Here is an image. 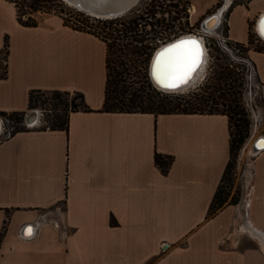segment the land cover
I'll use <instances>...</instances> for the list:
<instances>
[{
	"label": "crops",
	"instance_id": "obj_1",
	"mask_svg": "<svg viewBox=\"0 0 264 264\" xmlns=\"http://www.w3.org/2000/svg\"><path fill=\"white\" fill-rule=\"evenodd\" d=\"M228 3L230 38L247 43L264 0ZM6 35L0 113L27 111L32 90L81 92L92 111L0 142V264H264V150L242 154L239 203L208 216L230 160L227 116L103 111V40L60 22L22 26L0 0V53ZM251 55L264 101V52ZM156 153L173 156L167 174Z\"/></svg>",
	"mask_w": 264,
	"mask_h": 264
},
{
	"label": "trees",
	"instance_id": "obj_2",
	"mask_svg": "<svg viewBox=\"0 0 264 264\" xmlns=\"http://www.w3.org/2000/svg\"><path fill=\"white\" fill-rule=\"evenodd\" d=\"M6 1L15 7L17 20L25 27H37L40 22L37 17L38 14H50L53 11H57L56 7L64 4L62 0ZM180 6L178 1L175 2V0H150V2L144 4L143 9H133L120 17L112 19L94 18V21L102 23L104 28L96 26V28L93 29V27L89 26L85 21H81L79 24L76 23L74 26H69L65 23L64 25L74 30L93 34L103 40L107 45V79L103 111L151 113L155 116L166 114H222L227 116L231 134L230 160L223 174L222 183L223 179L233 170L238 151L250 134L251 120L247 116L241 101L231 100V102H229V99H224L229 103L223 104V107H226V109L220 111L217 106L222 104L217 102L216 99L222 98V95L224 98V94L227 93L223 91L220 92L221 89H218V85L214 87L213 92H204V94H201L195 90L184 94L179 91H156L143 85L137 86L138 83L133 79V71L136 70L135 64L138 62V57L144 55L146 58L149 57L151 52L158 46V41L164 42L166 39H169L171 35L176 36L179 32L184 31L183 28H179L176 24V20L182 12ZM157 13H160L162 16L156 18ZM77 14L82 15L83 13L78 12ZM165 15L167 16L165 17ZM236 45L243 49L249 47L239 42H236ZM249 45H252L251 37L249 38ZM116 49H118L120 53L130 54V63H122L121 68H117V66L111 67L109 64L110 53ZM2 50L5 51L7 56L9 51L7 35L4 37ZM255 50L264 52L257 48ZM220 74L222 78H219V80L225 83L234 78L232 70L228 67H221ZM5 76L6 73L4 71L1 77L4 78ZM42 91L43 90H32L30 92L28 109L34 108V105L40 100V97L37 95L42 93ZM216 92H219V94L217 95ZM50 93L53 96L52 99L56 100L57 105L63 106L65 115L61 116L55 114L54 120L50 125L40 127L42 129L68 130L71 113L77 111H92L86 104L85 97L81 92H73L74 101H71V103L63 101L62 99L64 95H70L71 91L51 90ZM77 100L79 102H76ZM263 105L264 101L262 100V107ZM26 113L27 111L0 113L5 119L11 122L15 121L17 124L22 125V128H17L16 125L13 124L15 130L12 135L27 130L24 124ZM238 115H240L239 118H237ZM173 159V156L170 155L155 154V163L164 174L168 173ZM224 202L225 200L224 197L221 196L219 185L209 207L208 216L215 215L217 211L222 208ZM6 222L7 221H5L1 230L0 240L6 231Z\"/></svg>",
	"mask_w": 264,
	"mask_h": 264
},
{
	"label": "rangeland",
	"instance_id": "obj_3",
	"mask_svg": "<svg viewBox=\"0 0 264 264\" xmlns=\"http://www.w3.org/2000/svg\"><path fill=\"white\" fill-rule=\"evenodd\" d=\"M177 1L179 5H181L180 8H182V12L178 16L176 24L179 28H183L184 31L179 32L176 36L171 35V37L166 39L164 42L158 41V46L151 52L149 57L146 58L145 55L138 57V62L135 64L136 70L133 71V79L138 83L137 86L143 85L159 91V89L153 84L149 73V65L156 50L162 46V44H166L170 42V40L172 41L173 38L180 37L185 34L194 33L203 38L208 51V58L204 68L203 77L196 84L179 92L187 94L196 90L201 94H204V92H213L214 87L218 85V89H221L220 92L223 91L224 93H227H222L225 95L224 98L222 95V98L216 99L217 102L222 104L217 106L220 111L225 110L226 107H223V104H228L231 100L241 101L244 106L246 114L251 120L250 134L241 149L238 151L233 170L220 184L221 196L224 197L225 200L223 206L226 204H238L244 193V188L240 183L238 175L240 167L244 166L242 154L244 153L247 144L251 145V143L259 137L258 135L264 132L262 84L257 77L254 61L251 55L252 51H256V48L264 51V41L260 38L261 36L257 34L255 29L257 16L248 20V42L244 44L249 47L243 49L236 45V42L239 41H235L230 38L229 21L233 8H230L227 12H225L219 27L214 31L209 32L210 30L207 31L202 28L203 20L210 14L216 12L218 8L223 5V0H220L217 4L210 8H204L201 0H175V2ZM148 2H150V0H140V2L133 9H143L144 4ZM56 9L57 11H53L50 14H38L37 17L39 18V23L60 22L63 25L65 23L69 26H74L76 23L79 24L81 21H85L89 26H92L93 29L96 28V26L104 28L102 23L94 21V17L88 15L84 11L78 10L65 1L62 6H58ZM2 10L4 12V22H10L12 20V8L6 5ZM78 12L83 14L78 15ZM161 16L162 15L160 13H157L156 18H160ZM166 16L167 15H165V17ZM234 23L237 33H242L243 20H240V17L238 16L235 18ZM250 37L252 38L251 46L249 45ZM5 58L6 53L2 50L0 53L2 70H4ZM122 63H130V54L120 53L118 49L113 50L109 57L110 66H117V68H121ZM221 67H228L231 69L235 79L233 78L234 80H228L227 83L220 81L219 78H222V75L220 74ZM216 94L218 95L219 92H216ZM37 96L40 97V100L34 105V108L27 110L24 124H26L28 119L35 116V110H38L39 112L41 123L34 128L50 125V123L54 120L55 114H59L61 116L65 115L63 106L57 105L56 100L52 99L53 96L50 91H42V93ZM62 99L63 101L71 103V101H74V93L71 92L68 96L64 95ZM224 99H229L230 101L226 102ZM76 102L79 101L77 100ZM2 117L4 118V116ZM239 117L240 115L237 116V118ZM4 120L6 121L5 118ZM13 124H15L17 128H22V125L17 124L15 121L5 122L6 128L8 129ZM7 135V131L5 130V132L1 135V138L5 139L7 138ZM243 156L245 155L243 154Z\"/></svg>",
	"mask_w": 264,
	"mask_h": 264
},
{
	"label": "snow or ice",
	"instance_id": "obj_4",
	"mask_svg": "<svg viewBox=\"0 0 264 264\" xmlns=\"http://www.w3.org/2000/svg\"><path fill=\"white\" fill-rule=\"evenodd\" d=\"M261 35H264V29H261ZM202 55L196 40L178 41L154 58L153 79L165 89H176L192 78L202 62Z\"/></svg>",
	"mask_w": 264,
	"mask_h": 264
},
{
	"label": "water",
	"instance_id": "obj_5",
	"mask_svg": "<svg viewBox=\"0 0 264 264\" xmlns=\"http://www.w3.org/2000/svg\"><path fill=\"white\" fill-rule=\"evenodd\" d=\"M70 5L74 6L80 11L86 12L88 15L97 18V19H112L116 17H120L126 13H128L130 10H132L139 2L140 0H63ZM217 14H212L210 17H206L203 22H202V28L204 30H209L210 29V24L213 22V20H216ZM219 23L217 22L214 27H212L210 30L217 28ZM188 40H196L200 48L202 50V60L204 56V48L201 47L202 42L195 38V37H190L187 38ZM176 43V42H175ZM166 47H168L166 45ZM202 63V62H201ZM201 65V64H200ZM200 67V66H199ZM194 75V73H193ZM192 75V76H193ZM189 82V81H188ZM188 82L186 84H188ZM186 84L181 85L180 87L176 89H165L169 91H178L182 86H185ZM33 118H37V114L35 112V116L28 119L27 121H31ZM264 139V136H261L256 140V142L252 146V153L257 154L261 151L264 150V147H260L259 143Z\"/></svg>",
	"mask_w": 264,
	"mask_h": 264
},
{
	"label": "bare ground",
	"instance_id": "obj_6",
	"mask_svg": "<svg viewBox=\"0 0 264 264\" xmlns=\"http://www.w3.org/2000/svg\"><path fill=\"white\" fill-rule=\"evenodd\" d=\"M227 2L226 3H223V5L221 6V7H219L218 8V10L216 11V12H214L215 14H217V17H216V20H213V22H211V24H210V29L212 28V27H214V25L218 22L219 23V25H220V23H221V21H222V18H223V15L225 14V12H227L228 10H229V7H228V0H226ZM214 13H212V14H214ZM212 14H210L209 16H207V18L208 17H210ZM219 25H218V27H219ZM217 27V28H218ZM217 28H215V29H217ZM209 29V30H210ZM215 29H212V30H207V31H209V32H212V31H214ZM255 29H256V32H257V34L259 35V36H261L260 38L264 41V35H261V29H264V10H262V12L257 16V18H256V23H255ZM190 37H195V38H198L199 40H202L203 42H204V40H203V38L201 37V36H198V35H196V34H185V35H182V36H180V37H177V38H175V39H173L172 41H170V42H168V43H166V44H162V46H160L157 50H156V52H155V54L153 55V57H152V60H151V63H150V65H149V73H150V77L152 78V80H153V82L157 85V86H159L161 89H163L159 84H157V82L153 79V76H152V65H153V61H154V58L156 57V55L161 51V50H163L164 48H166V45L167 46H170V45H172V44H174L175 42H178V41H181V40H188L187 38H190ZM190 40V39H189ZM201 47H203L204 48V56H203V60H202V63H201V65H200V67L197 69V71L194 73V75L192 76V78L189 80V82H188V84H186L185 86H182L178 91H182V90H185V89H187V88H189V87H191L192 85H194V84H196L202 77H203V74H204V68H205V66H206V63H207V58H208V51H207V48H206V45H205V43H204V45L203 46H201ZM163 90H165V89H163ZM165 91H169V90H165ZM177 92V91H176ZM35 120V118H33L31 121H29V123H31V122H33ZM34 124H36L35 122H34ZM2 123H1V117H0V130L2 129ZM262 136V135H261ZM261 136H259L258 138H260ZM258 138H256V140L258 139ZM256 140H254L252 143H251V145L250 144H247V146H246V148H245V151H244V155H248V154H251V155H255V154H253L252 153V146H253V144L256 142ZM250 145V146H249ZM259 146L260 147H264V139H262V141L259 143ZM249 230H250V232L253 234V235H258L261 239H262V237L259 235V233L256 231V230H254L253 228H248ZM32 232V229L30 228V229H28L27 230V232H26V234H30Z\"/></svg>",
	"mask_w": 264,
	"mask_h": 264
},
{
	"label": "built area",
	"instance_id": "obj_7",
	"mask_svg": "<svg viewBox=\"0 0 264 264\" xmlns=\"http://www.w3.org/2000/svg\"><path fill=\"white\" fill-rule=\"evenodd\" d=\"M155 52V51H154ZM152 79V78H151ZM152 82H153V80H152ZM153 84L159 89V90H163V89H161L159 86H157L154 82H153ZM35 112H36V114H37V118H36V120H34L33 122H31V123H29L28 121H26V124H25V126H26V128L27 129H32V128H34L35 126H37V125H39V123H41V120H40V115H39V112H38V110H35ZM0 117H1V123H2V129L0 130V142L2 141V140H4V139H2L1 138V135L5 132V130L7 131V138H9L11 135H12V133L14 132V130H15V127L13 126V125H11L10 126V128L8 129V128H6V125H5V122L7 121H9V120H7L6 119V121L4 120V118L0 115ZM34 122L36 123V124H34ZM6 139V138H5Z\"/></svg>",
	"mask_w": 264,
	"mask_h": 264
}]
</instances>
